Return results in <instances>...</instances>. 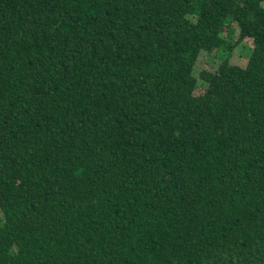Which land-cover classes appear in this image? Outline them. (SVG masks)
<instances>
[{
  "label": "trees",
  "instance_id": "trees-1",
  "mask_svg": "<svg viewBox=\"0 0 264 264\" xmlns=\"http://www.w3.org/2000/svg\"><path fill=\"white\" fill-rule=\"evenodd\" d=\"M0 264H264V0H0Z\"/></svg>",
  "mask_w": 264,
  "mask_h": 264
},
{
  "label": "rangeland",
  "instance_id": "rangeland-1",
  "mask_svg": "<svg viewBox=\"0 0 264 264\" xmlns=\"http://www.w3.org/2000/svg\"><path fill=\"white\" fill-rule=\"evenodd\" d=\"M234 31L232 33H227L226 29L224 28L220 35L226 39L228 43H233L237 38L238 28L236 24H233ZM250 46L251 40L249 38H245L244 40L240 41L230 52L229 55V62L232 64H238L240 66H244L247 62V57L250 53ZM223 52L220 50L214 49L211 52L201 51L194 67V73L197 80V85L194 90L195 95H199L204 91L205 83L202 79H199V74L202 70H210L213 71L216 69L218 62L222 59Z\"/></svg>",
  "mask_w": 264,
  "mask_h": 264
}]
</instances>
